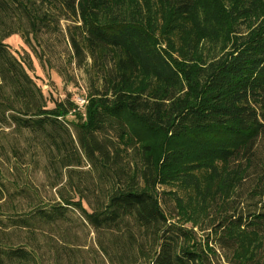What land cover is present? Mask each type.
<instances>
[{
    "label": "trees",
    "instance_id": "obj_1",
    "mask_svg": "<svg viewBox=\"0 0 264 264\" xmlns=\"http://www.w3.org/2000/svg\"><path fill=\"white\" fill-rule=\"evenodd\" d=\"M14 35L90 73L86 104L46 95ZM0 82V264H76L85 229L99 264H264V0H0ZM24 131L58 201L3 137Z\"/></svg>",
    "mask_w": 264,
    "mask_h": 264
},
{
    "label": "rangeland",
    "instance_id": "obj_2",
    "mask_svg": "<svg viewBox=\"0 0 264 264\" xmlns=\"http://www.w3.org/2000/svg\"><path fill=\"white\" fill-rule=\"evenodd\" d=\"M7 43L19 53L23 55L26 59L31 57L34 64V71L32 76L44 89L46 95L52 98H64L67 94H72L75 101L79 99H86L81 97V95H86L89 90L90 85V73H86L83 69H74L69 75H73L72 79L70 77H61L56 74L55 71H51L47 67H42L41 64L36 60L31 52L30 47L26 45L22 37L19 35H14L7 40ZM49 70V71H48ZM70 80V81H68ZM70 91V92H69ZM0 95H10L13 97V91L10 85L6 82H0ZM9 132V130H5ZM3 137L8 138L9 143L17 142L20 150V162L23 165V169L29 178L31 184L39 191L41 200L44 203H50L53 200L58 201V196L56 190L62 186L64 182L55 186L60 180L56 177V174L50 172L48 153L43 150L34 135L30 132L21 133H11L10 135H4ZM10 155V153L8 152ZM14 163V158L12 157L10 163L6 161L3 163L7 168L11 167ZM83 170H89V167L85 165ZM75 231V229H74ZM41 238L47 240L49 243L63 246L64 242L60 241V238L53 232L45 230L40 235ZM77 244L71 245V254L79 255L76 264H99L96 263L91 256L96 251V245L94 243L95 235L89 230L78 231L77 233ZM70 244V243H69ZM45 253V252H44ZM46 259H52L51 254L45 256Z\"/></svg>",
    "mask_w": 264,
    "mask_h": 264
},
{
    "label": "built area",
    "instance_id": "obj_3",
    "mask_svg": "<svg viewBox=\"0 0 264 264\" xmlns=\"http://www.w3.org/2000/svg\"><path fill=\"white\" fill-rule=\"evenodd\" d=\"M77 102H78L79 105H81V106H83V105L86 104V101H85V100H82V99H79Z\"/></svg>",
    "mask_w": 264,
    "mask_h": 264
}]
</instances>
